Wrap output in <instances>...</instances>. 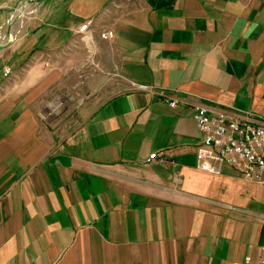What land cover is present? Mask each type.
I'll list each match as a JSON object with an SVG mask.
<instances>
[{
	"label": "crops",
	"instance_id": "1",
	"mask_svg": "<svg viewBox=\"0 0 264 264\" xmlns=\"http://www.w3.org/2000/svg\"><path fill=\"white\" fill-rule=\"evenodd\" d=\"M25 2L0 0V264H256L264 185L194 112L264 125V0Z\"/></svg>",
	"mask_w": 264,
	"mask_h": 264
},
{
	"label": "built area",
	"instance_id": "2",
	"mask_svg": "<svg viewBox=\"0 0 264 264\" xmlns=\"http://www.w3.org/2000/svg\"><path fill=\"white\" fill-rule=\"evenodd\" d=\"M95 22L89 20L78 30V35L85 43H90ZM102 40H113L115 33L111 30L100 31ZM50 66V64H46ZM10 69L5 70L8 77ZM131 91L141 93H160L153 86L131 83ZM172 107L175 101H166ZM194 119L201 133L202 144L213 149L218 157L228 166L234 168L249 182L264 185V125L259 123L255 115L246 113L244 116L218 112L213 114L205 106H197ZM161 159L160 154L154 153L148 158V162ZM256 264H264V248Z\"/></svg>",
	"mask_w": 264,
	"mask_h": 264
},
{
	"label": "rangeland",
	"instance_id": "3",
	"mask_svg": "<svg viewBox=\"0 0 264 264\" xmlns=\"http://www.w3.org/2000/svg\"><path fill=\"white\" fill-rule=\"evenodd\" d=\"M16 1H18V0H16ZM22 3L23 2H25L24 0H20ZM99 1H102V0H97V2H99ZM26 2L28 3L29 2V0L27 1L26 0ZM25 2V3H26ZM51 9H52V7L51 8H48V11L49 12H51ZM39 10H40V8H39ZM2 11H4V13L5 14H2L1 15V17H0V28H2V27H4L5 26V24H6V19H5V15H6V17H8V16H10L9 14L10 13H15L16 11H19V5L18 6H14V5H11V7H9V8H6V9H3ZM3 17H4V19H3ZM3 34V33H2ZM6 43H7V41H5V38L4 39H2L1 40V42H0V44H2V46L0 47V53L2 54V56L0 57V60H2L5 56H6V48H7V45H6ZM50 60H51V57H50ZM3 70V67L1 66L0 67V72ZM2 84H4V82H1L0 83V85H2ZM62 90L63 91H61V92H64V94H68V90L67 89H63L62 88ZM62 94V93H61Z\"/></svg>",
	"mask_w": 264,
	"mask_h": 264
}]
</instances>
